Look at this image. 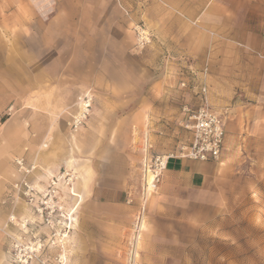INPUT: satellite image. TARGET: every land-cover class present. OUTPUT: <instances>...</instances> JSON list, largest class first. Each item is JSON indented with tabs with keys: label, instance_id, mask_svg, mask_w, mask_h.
<instances>
[{
	"label": "rangeland",
	"instance_id": "374dc122",
	"mask_svg": "<svg viewBox=\"0 0 264 264\" xmlns=\"http://www.w3.org/2000/svg\"><path fill=\"white\" fill-rule=\"evenodd\" d=\"M150 5L0 0V128L14 122L21 145L9 264L156 263L163 254L165 264H264V0L209 2L237 42L220 45L214 19L208 38L219 42L197 44L192 57L224 124L221 154L206 161L180 157L194 140L183 107L200 101L183 97L189 65L147 25ZM171 155L213 166L203 186L181 192V221L158 202L167 168L156 174L155 158Z\"/></svg>",
	"mask_w": 264,
	"mask_h": 264
},
{
	"label": "crops",
	"instance_id": "0c3cea01",
	"mask_svg": "<svg viewBox=\"0 0 264 264\" xmlns=\"http://www.w3.org/2000/svg\"><path fill=\"white\" fill-rule=\"evenodd\" d=\"M150 2V7L146 9L147 25L151 27V30L158 37L159 41L178 44V48L181 49V66L183 67L187 68L189 65L197 71L205 69V67L198 68L192 57L196 55L199 49L197 44H205L209 47L211 39L208 38V34L212 28L211 21L214 19L217 21V35L223 34V39L226 42H219V40L214 38L211 41L219 42L220 45L224 46L237 42L234 35L235 28L225 26V14H219L215 17L213 15L214 13L225 12L223 8L215 5L214 8L208 11L211 7L209 6L210 0H150ZM199 19L204 21L202 26L197 24V20ZM220 45L218 48H220ZM213 55L218 57L217 52H214ZM203 83L208 88L206 77ZM182 93L183 97L190 100H197L199 102L201 99L200 95L193 92ZM10 123L14 122H7L4 128H0V264H9L7 257L10 249V240L5 228L9 224V218L13 212L12 207L16 199V195L12 190L14 180L18 179L14 165L21 151V145L17 146L14 142L15 133L13 124ZM76 163L78 162L72 158L71 161L67 162V166L74 168L77 165ZM212 167V164L206 162L201 163L176 158L168 159L165 171L166 178L160 187L163 193L159 197L158 202L171 204V208H176L172 209L174 212L170 211L171 217H177V220L181 221V199L185 198L184 195H181V192H184L188 188L203 186L207 180V174L213 169ZM84 168H86V165L79 164L78 179L86 187L88 178L85 176ZM73 196L77 203L84 201L85 196L77 189V185L74 187ZM163 206L166 205L164 204ZM142 223L141 229H144L146 225L145 221L143 220ZM162 249L169 250L170 248ZM135 256H138V253ZM159 257H161L162 261L156 260L157 262L155 263L147 261V258L150 260L151 257L143 256L139 264H165V260L163 259L166 258V255L163 254Z\"/></svg>",
	"mask_w": 264,
	"mask_h": 264
},
{
	"label": "built area",
	"instance_id": "2783aa9c",
	"mask_svg": "<svg viewBox=\"0 0 264 264\" xmlns=\"http://www.w3.org/2000/svg\"><path fill=\"white\" fill-rule=\"evenodd\" d=\"M137 34L139 41L150 42L149 38L144 35V32L137 29ZM187 70L186 73L191 76L189 79H185L181 72L179 86L183 91H189L200 95L201 99L199 105L195 109H191L188 106L183 107L186 127L193 132L194 140L189 147H182V154H180V157L183 156L198 161H206L211 158L217 159L222 150L224 136L223 120L212 108L207 99V86L202 81L199 82V84L195 82L197 77L196 70L190 66ZM171 157H174V155L169 157L157 156L155 158L156 174L167 168V161ZM18 165L20 169L25 170L22 160H19ZM18 186L19 185H17V187ZM25 187V195H32L34 191L33 188L28 186V184H25Z\"/></svg>",
	"mask_w": 264,
	"mask_h": 264
},
{
	"label": "bare ground",
	"instance_id": "6f19581e",
	"mask_svg": "<svg viewBox=\"0 0 264 264\" xmlns=\"http://www.w3.org/2000/svg\"><path fill=\"white\" fill-rule=\"evenodd\" d=\"M68 165H69V163H68ZM146 167V166H145ZM68 168H69V166H68ZM145 174H144V181H145V183L148 185V192H152V189L154 188V183H155V179H156V177H155V175L150 171V170H148V169H145V172H144ZM148 195H151V194H149L148 193ZM10 219H15V217L14 216H10ZM141 223H142V221L139 223L140 224V228L142 227L141 226ZM65 241V240H64ZM62 242V241H61ZM137 244H138V242H137ZM136 245V244H135ZM135 253V252H134Z\"/></svg>",
	"mask_w": 264,
	"mask_h": 264
}]
</instances>
